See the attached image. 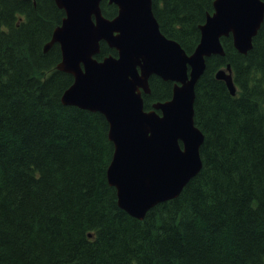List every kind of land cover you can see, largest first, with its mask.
Instances as JSON below:
<instances>
[{"label":"trees","instance_id":"1","mask_svg":"<svg viewBox=\"0 0 264 264\" xmlns=\"http://www.w3.org/2000/svg\"><path fill=\"white\" fill-rule=\"evenodd\" d=\"M214 1L153 0V11L191 54ZM64 18L54 0H0V264H264V22L247 55L229 37L207 60L194 105L203 167L138 220L107 179L106 118L61 102L74 79L56 69L59 45L44 48ZM116 54L102 42L96 57ZM228 65L236 96L216 79ZM150 87L146 110L171 99L173 83Z\"/></svg>","mask_w":264,"mask_h":264},{"label":"water","instance_id":"2","mask_svg":"<svg viewBox=\"0 0 264 264\" xmlns=\"http://www.w3.org/2000/svg\"><path fill=\"white\" fill-rule=\"evenodd\" d=\"M102 1L54 0L65 18L45 52L59 45L56 69L74 78L62 104L106 118L114 146L108 182L119 207L143 220L160 203L177 198L201 171L205 137L195 124L196 85L207 60L225 56L223 38L231 37L242 55L252 50L264 22V0H215L191 54L162 33L153 0H108L118 8L111 19L104 16ZM102 42L116 56L97 59ZM153 76L174 83L172 96L146 110L144 96L151 94ZM216 79L237 94L230 65Z\"/></svg>","mask_w":264,"mask_h":264},{"label":"bare ground","instance_id":"3","mask_svg":"<svg viewBox=\"0 0 264 264\" xmlns=\"http://www.w3.org/2000/svg\"><path fill=\"white\" fill-rule=\"evenodd\" d=\"M113 5H114V4H113ZM44 51H45V48H44ZM56 67H57V66H56ZM67 89H68V88H67ZM67 89H66V90H67ZM66 90H65V92H66ZM65 92H64V93H65ZM64 93H63V94H64ZM62 96H63V95H62ZM61 99H62V98H61ZM182 191H183V190H182ZM182 191H181V192H182ZM180 194H181V193H180ZM180 194H179V195H180ZM178 197H179V196H178ZM163 203H164V202H163Z\"/></svg>","mask_w":264,"mask_h":264}]
</instances>
